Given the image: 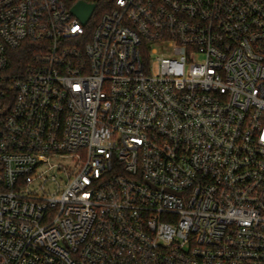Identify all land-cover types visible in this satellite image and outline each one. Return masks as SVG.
I'll return each instance as SVG.
<instances>
[{"label": "built area", "instance_id": "2783aa9c", "mask_svg": "<svg viewBox=\"0 0 264 264\" xmlns=\"http://www.w3.org/2000/svg\"><path fill=\"white\" fill-rule=\"evenodd\" d=\"M0 264H264V0H0Z\"/></svg>", "mask_w": 264, "mask_h": 264}, {"label": "water", "instance_id": "95a60500", "mask_svg": "<svg viewBox=\"0 0 264 264\" xmlns=\"http://www.w3.org/2000/svg\"><path fill=\"white\" fill-rule=\"evenodd\" d=\"M95 9L94 5H87L85 3H80L74 9V14L81 19L84 23L88 22L90 19L93 11Z\"/></svg>", "mask_w": 264, "mask_h": 264}, {"label": "trees", "instance_id": "16d2710c", "mask_svg": "<svg viewBox=\"0 0 264 264\" xmlns=\"http://www.w3.org/2000/svg\"><path fill=\"white\" fill-rule=\"evenodd\" d=\"M98 5V8H104L105 10L111 9L115 0H91Z\"/></svg>", "mask_w": 264, "mask_h": 264}]
</instances>
